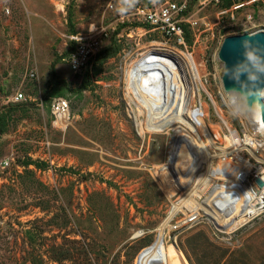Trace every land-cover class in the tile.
I'll return each instance as SVG.
<instances>
[{"label": "rangeland", "instance_id": "374dc122", "mask_svg": "<svg viewBox=\"0 0 264 264\" xmlns=\"http://www.w3.org/2000/svg\"><path fill=\"white\" fill-rule=\"evenodd\" d=\"M185 1L179 42L136 12L145 0H0V264H168L174 251L180 264H264V211L217 222L206 203L229 188L205 183L230 185L226 167L249 164L246 181L258 184L264 134L223 88L219 49L229 34L264 29V0ZM91 26L108 32L102 54L75 72L70 34ZM168 82L166 103L157 88ZM56 97L69 101L64 125ZM187 101L207 127L186 118L193 125L161 129L162 105ZM198 137L207 156L170 160L175 143Z\"/></svg>", "mask_w": 264, "mask_h": 264}, {"label": "bare ground", "instance_id": "6f19581e", "mask_svg": "<svg viewBox=\"0 0 264 264\" xmlns=\"http://www.w3.org/2000/svg\"><path fill=\"white\" fill-rule=\"evenodd\" d=\"M165 82V81H164ZM223 88L230 94L233 95V98L237 104V108L241 112V114L247 119V121L252 125V132L261 131L264 134V87L261 89L253 90V89H247L245 87L240 86L237 83H222ZM159 96H162V100L167 103V98L165 97L167 95H173V93H176L172 89V86L167 83L162 84L157 88ZM156 93L152 90L146 92L144 98L151 97L152 95H155ZM147 96V97H146ZM173 100V98H172ZM175 100H173L174 102ZM172 102V105H173ZM148 105L149 102L147 101ZM151 103V102H150ZM146 104V103H145ZM183 106V108H181ZM178 106L181 109H171L170 105H162L161 108V129L164 127V124L169 123H177L182 122L185 124V122H190L188 120H192L194 126L195 124L198 125V120L203 123L205 127H207L206 120L203 118L201 119L198 115L192 114L190 110V101H187L185 104ZM196 108H198L201 113L203 112L202 106L199 107L195 105ZM189 109V112L186 114L185 110ZM173 113L171 121H169V114ZM176 117H175V116ZM186 117H183V116ZM189 116V117H188ZM159 117V116H158ZM173 117H175L173 119ZM186 118L188 120H186ZM163 122V124H162ZM192 122H190L192 124ZM168 123V124H169ZM189 123V124H190ZM192 124V125H193ZM191 125V126H192ZM217 133L215 131H212L209 135V141L213 137H216ZM232 137H235V133L232 132ZM199 145L193 144L191 141H178L175 143L174 154L172 155V149L170 152V160H172L173 157L176 156V154L179 152L187 151V153L190 154H196L199 156L208 155L205 150V142L202 140V138L199 139L198 137ZM236 139L234 138V141ZM191 142V143H190ZM236 142V141H235ZM180 148V151H178V147ZM224 149V148H222ZM224 151V150H223ZM202 152H205L204 154H201ZM205 156V157H206ZM173 163V162H172ZM173 166V165H172ZM246 167H244L241 171V167L239 169H236L235 166L229 165L227 168L233 169V175H232V184H215L211 180H207L205 183H207L212 190L217 185H226L228 186L229 190L226 192L220 193L217 197L213 196V193H211L210 197L208 198V201L206 203L208 214H211L212 217L215 218L217 222H221L222 220L224 222L231 223L232 225H236L239 223L246 222L250 218H252L255 214L264 211V165L257 166L255 170V175L259 176L263 180V184H248L247 183V171L250 167L249 164H245ZM199 168V165L192 164L188 170H190V174H193L197 171ZM176 184V183H174ZM177 185V184H176ZM257 203H261L260 205H256ZM227 209V210H226ZM177 210L175 205H172L171 209L169 210V213L165 219H170L174 212ZM168 264H180V260L177 256V253L170 252L168 254Z\"/></svg>", "mask_w": 264, "mask_h": 264}, {"label": "built area", "instance_id": "2783aa9c", "mask_svg": "<svg viewBox=\"0 0 264 264\" xmlns=\"http://www.w3.org/2000/svg\"><path fill=\"white\" fill-rule=\"evenodd\" d=\"M219 1V0H214ZM187 7L185 0H145L138 5L136 12L142 19L154 28H157L166 37L184 42L183 12ZM108 34L103 26H91L85 33L70 34L72 47L68 52V62L73 71H82L87 68L100 49L101 40ZM22 92H17L15 97H22ZM50 109L57 125H64L69 114V101L65 97H56L50 103ZM5 162H7L5 160Z\"/></svg>", "mask_w": 264, "mask_h": 264}, {"label": "water", "instance_id": "95a60500", "mask_svg": "<svg viewBox=\"0 0 264 264\" xmlns=\"http://www.w3.org/2000/svg\"><path fill=\"white\" fill-rule=\"evenodd\" d=\"M219 54L224 65L223 83H237L253 90L264 87V29L225 36ZM249 54L253 59H248ZM255 181L263 184L259 176Z\"/></svg>", "mask_w": 264, "mask_h": 264}, {"label": "trees", "instance_id": "16d2710c", "mask_svg": "<svg viewBox=\"0 0 264 264\" xmlns=\"http://www.w3.org/2000/svg\"><path fill=\"white\" fill-rule=\"evenodd\" d=\"M68 19H69V22H70V24H71L70 13H69V17H68ZM71 47H72V43L70 42L69 47H68V49H67L66 51L69 52L70 49H71ZM115 51H117V47H116V44L113 43V45L110 46V47H109V48L103 53V57L110 56V55H112ZM101 54H102V51H99V52H98V55H101ZM51 70H52V72L55 71V69H54V61L52 62V68H51ZM1 118H2V116H1ZM1 125H2V123H1Z\"/></svg>", "mask_w": 264, "mask_h": 264}, {"label": "clouds", "instance_id": "9594fccd", "mask_svg": "<svg viewBox=\"0 0 264 264\" xmlns=\"http://www.w3.org/2000/svg\"><path fill=\"white\" fill-rule=\"evenodd\" d=\"M248 59H253V57L251 56V54H249Z\"/></svg>", "mask_w": 264, "mask_h": 264}]
</instances>
